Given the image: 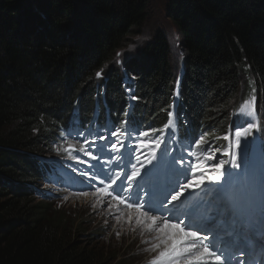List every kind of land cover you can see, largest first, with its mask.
<instances>
[{"label": "trees", "instance_id": "obj_1", "mask_svg": "<svg viewBox=\"0 0 264 264\" xmlns=\"http://www.w3.org/2000/svg\"><path fill=\"white\" fill-rule=\"evenodd\" d=\"M163 4L179 38L157 33L134 50L150 0H0V264H138L74 238L89 220L68 233L43 187L58 168L39 156L79 112L155 130L179 90L174 128L192 140L224 128L251 78L264 120V0Z\"/></svg>", "mask_w": 264, "mask_h": 264}, {"label": "snow or ice", "instance_id": "obj_2", "mask_svg": "<svg viewBox=\"0 0 264 264\" xmlns=\"http://www.w3.org/2000/svg\"><path fill=\"white\" fill-rule=\"evenodd\" d=\"M117 55H119V53ZM100 75L101 73L98 72L97 76L99 77ZM132 98L136 99L135 96ZM251 103L253 105L255 104L254 97ZM129 115V113L125 112V116ZM168 115L172 116V113L169 112ZM240 115L245 117L246 126L236 128L235 130L234 149L236 150L241 149V138L246 140L247 137L259 127L252 121L250 114H246L242 110ZM122 123L125 125L123 129L116 128L115 130H111L108 132L107 136L97 133L98 140L103 141V143H98L95 140L88 142L87 139H85L88 150L81 148L80 151L85 152L86 155L96 160L97 163H101L103 156L107 154L108 159L113 162V168L119 169L123 173V178H121L119 172H109L105 170L104 164L101 163V167L94 173L93 178L100 176L103 177V180L108 181L103 187L97 189L98 192L107 195L117 193V195L113 196V199L117 200L120 204H124L127 208H135L136 212L139 213L140 217L144 218L145 222H151L150 231H156L158 233L156 239L159 241V243L153 245V248H159L160 244L165 246L164 249L159 252L158 256L151 261V264H230L231 257L225 254L223 248H218L217 244L213 242L217 239L215 235L211 238L207 235H200L202 231L209 230L216 223V218L207 219L203 227H199L191 222V213L193 209L182 210L174 202L179 201L185 191L200 189L205 186L206 182H208L209 185L215 184L222 186L225 177H227L228 182H230L234 175L231 169L240 168L239 152L225 151L223 155L230 156V160L219 159L216 163L206 165L204 162L216 160V156L213 152L209 151L208 148H203V162H201V157H197V163L189 162L187 167L176 169V181L174 184L153 190L151 180L156 170L162 166L172 168L177 163L183 165L185 161L183 158L177 160L175 157H169L167 149H165L164 153H162L161 157L158 159L155 150L160 148L162 142L158 139H138L135 140L134 144L127 146L129 154L131 155L144 148H152L150 155L146 156V163L152 164L153 160H157V163L153 165V169L144 170L145 163L141 162L140 155L137 154L135 155L137 163L131 164V172L129 174L128 171L124 170L127 168V165L121 164V161L124 159V152H122L121 149L126 147V145L119 137L123 136L126 139L132 138L131 133L127 131V125L131 124L132 120H125ZM170 123L171 121H169V124ZM150 134V132L145 131L140 132L139 136L149 137ZM113 137L117 139L113 140ZM223 139L227 141L230 137L229 135H225ZM194 143L197 149H201L202 145L206 143L205 136L201 135ZM93 148L95 149V154H93ZM117 153L119 154L118 158L116 155ZM129 163H131V161H129ZM93 167H95V165H93ZM142 170H144L143 175L145 184L149 186V198L144 203L139 202L140 189L143 185L137 182L135 193L128 197V199H131L132 195H134L135 200H133L132 203H128L121 195L125 188V182H127V188L131 193L132 182L136 181L137 178L141 176ZM113 176H115V178H113ZM181 176L184 178V183H180ZM173 192L174 194H172ZM189 194H191V192ZM206 194L207 192H205V195ZM159 195H164V200H157L156 198ZM169 196L170 199L168 198ZM186 198L187 197H185V199ZM167 205H171V207ZM145 207H147V211L143 210ZM161 210L169 213V215L163 219L161 224H158V217L150 215V213ZM181 217H187L188 222H185ZM242 242L246 243V241ZM257 243H259L261 247H264V241H257ZM210 258L212 259L210 260Z\"/></svg>", "mask_w": 264, "mask_h": 264}, {"label": "rangeland", "instance_id": "obj_3", "mask_svg": "<svg viewBox=\"0 0 264 264\" xmlns=\"http://www.w3.org/2000/svg\"><path fill=\"white\" fill-rule=\"evenodd\" d=\"M164 2L165 0H150V17L143 26L141 32L136 34L135 38L130 41L133 44L132 46H135L134 50L138 49L144 44L150 43L151 40L156 38L157 33L169 34L175 41L179 38L178 31L173 26L171 20L169 18L167 19L166 10L163 4ZM174 62L176 63L175 59ZM176 66L179 68L176 71L175 80L179 85L182 80L183 68L181 63L177 64ZM250 80L252 79L250 78L249 81ZM249 81L247 86L242 89L241 97L238 99L237 104L247 102L250 100V97L253 94L256 95L254 89L250 87ZM252 107L253 105L250 104L251 110ZM258 113L260 117H263L261 108L258 109ZM80 114H82V112L78 113V115ZM252 121L257 124L256 120ZM229 123L230 125H234V127L239 126L240 117L231 116L229 118ZM244 126H246L245 117L242 118L240 123V127ZM235 130L236 128H234V131ZM257 134L258 131L255 130L247 137L246 140L241 138V149L238 150L241 157L251 159L252 161L258 160L257 154L260 146L258 138L260 140H264V134H258V137ZM159 138L163 139L164 137ZM67 142L68 141H65L63 144L59 142L58 146H55L52 150H49L48 153L44 154V159L47 160L48 158H53L55 161L59 162L62 156L58 152V147L64 146ZM163 148H165V145H163ZM161 150L162 148L158 150V152ZM225 151H233V142L231 139L223 142L220 145V152L222 155ZM243 151H246L245 154L248 157L243 156ZM223 157L226 160L227 156L223 155ZM210 164L212 163H207L206 165ZM55 166H57L59 169H62L60 170L61 178L57 186H50L51 190L59 191V188L63 184H66V186H64L66 189H69L68 185H71L72 188V190H69L64 194L59 192L58 196L53 201L54 210L63 211L66 214L64 221L72 219V222L67 224V226L70 227L67 231L68 233H72V225L75 224L77 227L79 222H81L84 218L89 220V225L87 228L84 230L83 227H81L82 230L80 234L73 232V237L78 239L79 242H82L83 245L86 244L90 248L100 249L103 251H106V248L109 250H116L113 253H118V255L126 250V252H129L130 254L129 259L136 260V263L146 261L152 256L158 254L159 250L157 248H153V245L156 244L153 242V237L157 236L158 233L156 231H150L151 222H145L144 218L139 216V213L134 212L135 210H128L133 212L134 219L130 218L129 212L125 214L123 212L113 210L120 209L121 211H124L125 205L112 201L108 196L102 194L98 195L99 192L91 184L94 179L93 176L95 172L85 169L83 173L84 179L77 173H70V171L67 170L66 162L63 164H55ZM70 169H73V167H70ZM45 186H49V184L45 183ZM82 187L84 191H81ZM36 191L37 189H35L33 185V193L35 195ZM159 196L157 198H159ZM209 199L213 203L214 207L217 208V200L214 193L211 197H209ZM144 202V199L140 201V203ZM261 202L263 204L260 205V207L264 211V199H262ZM143 210L147 211V207H145ZM157 212L158 213L153 211L150 213V215L157 216L158 220H160L157 221V223L161 224L165 218L163 216L164 213L162 210ZM106 228H109V231ZM96 232H99L100 234L96 236ZM118 258L114 259L110 264H119V262H116Z\"/></svg>", "mask_w": 264, "mask_h": 264}, {"label": "clouds", "instance_id": "obj_4", "mask_svg": "<svg viewBox=\"0 0 264 264\" xmlns=\"http://www.w3.org/2000/svg\"><path fill=\"white\" fill-rule=\"evenodd\" d=\"M103 81H104V83L103 84H105L104 86H102V93H100V98L102 97V96H104L105 94H106V92H105V88H106V85H107V80H106V78H103ZM99 98V99H100ZM99 99H97V100H95L94 101V103H93V105L92 106H96L97 105V103H98V101H99ZM92 113V111H90V114ZM89 114V115H90ZM94 114V113H93ZM89 115L87 116V115H85V116H80L79 118H80V121H86V123H88L90 120H89ZM92 116V115H91ZM91 116H90V119H91ZM123 119H120V118H118V117H116V116H111L110 117V119H109V122H108V125H107V127H106V130H105V133H107V131H108V128H109V126H110V124L111 123H115V124H118L119 122H121ZM123 121H125V120H123ZM122 121V122H123ZM67 125V124H66ZM62 126L59 130H60V134L62 135H65L64 137H66L67 138V136H68V139H69V141L66 143V144H68L69 146H72V147H74V148H76V147H80V138H79V134H77L74 130H72V131H69V132H64V129L66 130L67 128H70L69 126ZM123 125V123H120L119 125H117L116 127H115V129L116 128H121V126ZM168 125V124H167ZM222 125H225L224 126V128L223 129H216V130H210V133H209V135H212V134H214V133H218V132H224L226 129H227V126H228V122H226V123H224L223 122V124ZM166 125H159L156 129H155V131H151L150 129H147V130H144L143 132H145V131H148V132H150L151 134H150V136L151 135H153V134H157L158 133V131L159 130H161L163 127H165ZM92 127H93V130L96 132L97 130H98V126L96 125V124H93L92 125ZM58 130V131H59ZM139 133L140 132H135L134 131V133H132L131 134V137L132 138H125L124 140H125V142H124V144L127 146V145H132V144H134L135 143V140H138V139H144V140H157V136H154V137H140L139 136ZM170 139H174V140H176L177 141V139L179 138V136H178V134H170L169 136H168ZM133 138H135V139H133ZM129 142H130V144H129ZM125 148V147H124ZM124 148H122V149H124ZM53 149V148H52ZM158 149H156L155 151H157ZM139 152H142V153H144L145 154V156H148V155H150V153H151V151H152V148H144V149H142V150H138ZM101 163H97V161L96 162H94V165H96V166H99ZM106 165L108 166V168L109 169H111L112 168V161H110L109 159L106 161ZM153 165V163L152 164H150V166L149 167H151ZM147 170V169H146ZM156 172H157V170L154 172V175H153V177H152V180H151V186H152V188H153V190H155V189H157V188H161V186H162V184L165 182V178L167 179L168 178V180L170 179L169 178V176H165L163 179H162V182H161V180H159L158 178H156ZM141 177H142V179H143V181H144V175L142 176L141 175ZM144 186H145V188L146 189H148L149 190V186L147 185V184H145V181H144ZM191 193H198L196 190H189ZM49 201L50 202H53L54 201V199L53 200H50L49 199ZM137 213V212H136ZM108 231H109V228H106ZM203 232H205V231H202L201 233H203ZM207 232H210V231H208L207 230ZM158 242H156V244H157ZM159 254V253H158ZM158 254H156L155 256H152L150 259H148V260H146V261H141V262H139L138 264H151V261L153 260V259H155V257L156 256H158Z\"/></svg>", "mask_w": 264, "mask_h": 264}, {"label": "bare ground", "instance_id": "obj_5", "mask_svg": "<svg viewBox=\"0 0 264 264\" xmlns=\"http://www.w3.org/2000/svg\"><path fill=\"white\" fill-rule=\"evenodd\" d=\"M243 107H244V110L245 111H250V103H246L245 105H243ZM69 141V139L68 138H66V137H64V136H60V138H59V141H60V143L61 144H63V143H65V141ZM186 141V140H185ZM215 146V148H216V150L218 151V150H220V147L218 146V145H214ZM44 156V155H43ZM43 156H39V158L41 159H44V157ZM47 161V160H46ZM62 167V166H61ZM60 170H62V169H60ZM65 171V170H64ZM71 173V172H70ZM250 177V173H246L245 175H244V173L241 171L240 172V174L236 177L237 178V180L238 179H242V181H243V184H245V186L249 189L250 188V186H251V184H250V182L248 181V178ZM261 191V190H260ZM257 192V190H255L253 193H256ZM236 193L238 194V195H240V198H241V196L244 194V190H243V188H242V186H240V185H238V191H236ZM263 193V192H262ZM146 192H141V194H140V198L139 199H144L145 197H146ZM245 195V194H244ZM250 195V192H247V197ZM97 197V196H96ZM96 200V199H95ZM107 200V199H106ZM119 203V202H118ZM207 207H209L208 206V204L207 203H204ZM97 208V207H96ZM123 208V207H122ZM113 210H115V211H119V212H123V213H125V214H127L128 212L130 213V218H132V219H134V216H133V212L132 211H128V210H131V209H129V208H127L126 206H125V210L124 211H121L120 209H113ZM158 221H160V220H158ZM153 232V231H152ZM139 240V239H138ZM159 242V241H158ZM257 263V262H256ZM257 264H260V263H257Z\"/></svg>", "mask_w": 264, "mask_h": 264}]
</instances>
